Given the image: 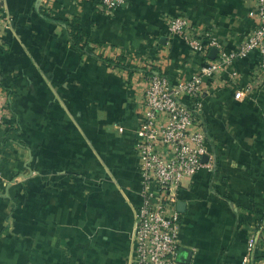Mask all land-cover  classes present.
<instances>
[{
  "label": "crops",
  "instance_id": "crops-1",
  "mask_svg": "<svg viewBox=\"0 0 264 264\" xmlns=\"http://www.w3.org/2000/svg\"><path fill=\"white\" fill-rule=\"evenodd\" d=\"M254 3L127 0L107 12L100 0H5L0 264H133L141 204L134 144L146 78H189L215 49L192 52L167 24L186 16L192 33L230 51L252 28ZM259 57L253 50L204 80L200 118L214 170L202 167L176 188L180 264H242L249 238L248 264H264Z\"/></svg>",
  "mask_w": 264,
  "mask_h": 264
},
{
  "label": "built area",
  "instance_id": "built-area-1",
  "mask_svg": "<svg viewBox=\"0 0 264 264\" xmlns=\"http://www.w3.org/2000/svg\"><path fill=\"white\" fill-rule=\"evenodd\" d=\"M126 1L100 0V3L107 12H112ZM248 15L252 28L230 51H225L214 38L205 41L192 33L186 16H175L167 24L169 34L178 36L192 52L203 55L210 48L217 51L214 58L202 63L198 72L189 78L171 82L165 75L157 73L146 78L142 124L134 144L140 169L141 204L136 210L130 236L133 264H180L176 188L184 180L192 179L202 167L214 170V160L206 146V130L200 118L201 98L206 90L204 80L213 78L253 50L260 56L258 78H255L264 80V0H255ZM0 21L9 28L11 16L5 0H0ZM255 83L245 86L242 92H253ZM4 106L0 102V125L9 113ZM204 155L208 156L205 162L202 161ZM253 244L254 240L249 238L242 264L249 263Z\"/></svg>",
  "mask_w": 264,
  "mask_h": 264
},
{
  "label": "trees",
  "instance_id": "trees-1",
  "mask_svg": "<svg viewBox=\"0 0 264 264\" xmlns=\"http://www.w3.org/2000/svg\"><path fill=\"white\" fill-rule=\"evenodd\" d=\"M79 33L80 30L73 26V32L71 34V38L74 45H78L82 40V37L79 35Z\"/></svg>",
  "mask_w": 264,
  "mask_h": 264
},
{
  "label": "water",
  "instance_id": "water-1",
  "mask_svg": "<svg viewBox=\"0 0 264 264\" xmlns=\"http://www.w3.org/2000/svg\"><path fill=\"white\" fill-rule=\"evenodd\" d=\"M216 51H217L216 49H213V51H212V52H214V56H215V54H216ZM214 56H213V58H214Z\"/></svg>",
  "mask_w": 264,
  "mask_h": 264
}]
</instances>
